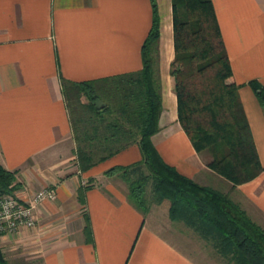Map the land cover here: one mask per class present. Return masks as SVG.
Returning a JSON list of instances; mask_svg holds the SVG:
<instances>
[{
  "label": "crops",
  "instance_id": "crops-1",
  "mask_svg": "<svg viewBox=\"0 0 264 264\" xmlns=\"http://www.w3.org/2000/svg\"><path fill=\"white\" fill-rule=\"evenodd\" d=\"M156 2L160 38L155 56L163 110L153 142L181 173L226 187L264 229V171L234 186L209 168L211 153L197 151L179 122L171 72L173 0ZM213 3L264 166V107L250 84L257 80L264 85V0ZM152 24V0H0V164L16 173L15 195L23 202L43 188L56 189L55 198L37 207L34 227L0 235L10 261L204 264L188 249V237L168 235L153 214L134 203L125 181L106 175L113 166L142 159L137 142L87 170L78 163L75 120L63 79L98 85L141 70Z\"/></svg>",
  "mask_w": 264,
  "mask_h": 264
},
{
  "label": "trees",
  "instance_id": "trees-1",
  "mask_svg": "<svg viewBox=\"0 0 264 264\" xmlns=\"http://www.w3.org/2000/svg\"><path fill=\"white\" fill-rule=\"evenodd\" d=\"M152 4L153 24L143 44V68L101 81L116 82L117 92L110 103H97L96 81L63 79L68 103L74 97L81 104V128L75 124L79 166L87 170L137 142L142 159L113 166L106 175L123 179L130 197L144 213L149 209L150 186L155 201L165 205L171 219L194 229L222 257L235 264H264V229L229 193L202 184L166 162L153 142V135L160 130L163 105L155 56L160 15L156 0ZM173 14L175 58L171 72L176 81L179 122L197 151L211 153L209 168L234 186L248 182L262 173L264 166L213 0H173ZM250 84L264 107V85L257 80ZM86 93L91 94L89 103L82 100ZM18 187L16 173L0 164V195H15ZM0 264L22 263L10 261L0 244Z\"/></svg>",
  "mask_w": 264,
  "mask_h": 264
},
{
  "label": "rangeland",
  "instance_id": "rangeland-1",
  "mask_svg": "<svg viewBox=\"0 0 264 264\" xmlns=\"http://www.w3.org/2000/svg\"><path fill=\"white\" fill-rule=\"evenodd\" d=\"M96 88L98 89H96L95 94L99 96L98 100L96 101L98 104L101 103V105H104L105 103H110V99L114 95H116L117 92L115 81L104 82V84H99L98 86H96ZM69 100H70L69 101L70 110L75 120V124L77 125V128H81L80 125V116L82 114L80 109L81 104L74 97L70 98ZM82 100L85 103H89L91 101V94L90 93L83 94ZM85 114H87V110ZM214 188L222 192H225L226 190V187L215 186ZM147 197H148V207H149L147 213L153 214L155 216V219L158 221V224L161 226L160 228L165 230L168 233V235H170L171 237L173 238L175 237V239L178 240L179 237H177L176 234H174L175 232H182L183 234L182 236L188 237L189 239L188 249L194 256H196L201 261H203L204 264H235L234 262L229 261L228 259L222 257L210 242L203 239L194 229L187 226L183 221L171 219L168 213V209L165 207V205L163 203H157L155 201L154 193L150 186L148 187L147 190ZM17 262L22 264H42L41 261H35L34 259L27 260L20 258Z\"/></svg>",
  "mask_w": 264,
  "mask_h": 264
},
{
  "label": "built area",
  "instance_id": "built-area-1",
  "mask_svg": "<svg viewBox=\"0 0 264 264\" xmlns=\"http://www.w3.org/2000/svg\"><path fill=\"white\" fill-rule=\"evenodd\" d=\"M56 197V189L43 188L32 198L23 202L16 195H0V235H15L22 229L32 228L37 223L36 209L46 199Z\"/></svg>",
  "mask_w": 264,
  "mask_h": 264
}]
</instances>
